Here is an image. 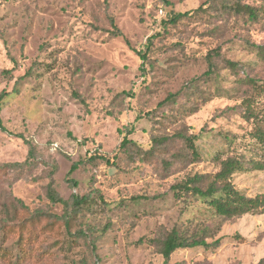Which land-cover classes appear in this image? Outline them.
Segmentation results:
<instances>
[{"label":"rangeland","instance_id":"obj_1","mask_svg":"<svg viewBox=\"0 0 264 264\" xmlns=\"http://www.w3.org/2000/svg\"><path fill=\"white\" fill-rule=\"evenodd\" d=\"M263 80L264 0H0V264L264 260V213L171 189L237 158L264 195Z\"/></svg>","mask_w":264,"mask_h":264},{"label":"trees","instance_id":"obj_2","mask_svg":"<svg viewBox=\"0 0 264 264\" xmlns=\"http://www.w3.org/2000/svg\"><path fill=\"white\" fill-rule=\"evenodd\" d=\"M250 16L254 15L249 11ZM183 15H177L173 22ZM264 88V80L262 84ZM0 130L6 132L0 122ZM22 138L21 136H18ZM257 142L264 149V134L258 132L255 135ZM131 143L126 137L123 138L120 148ZM32 152V149H31ZM78 167V164H72L68 175H71ZM246 169L242 160L237 158H226L219 163V170L213 176L194 175L187 178L182 184L174 185L172 191L180 196L189 195L196 199H201L212 212L222 220L239 218L246 214L264 213V195L253 199L247 198L234 188L231 178L235 173ZM206 182V183H205ZM71 183V182H70ZM205 183V184H203ZM73 185L74 182L72 183ZM204 185V187H203ZM49 200L55 204H63L55 193L49 190ZM206 246L203 241L194 236L190 240H181L176 231L170 232L162 242L161 255L167 261L171 254L179 249L194 248ZM258 264H264L261 260Z\"/></svg>","mask_w":264,"mask_h":264}]
</instances>
